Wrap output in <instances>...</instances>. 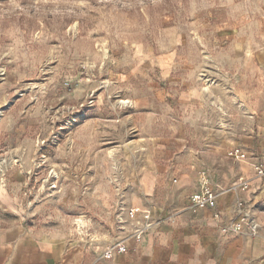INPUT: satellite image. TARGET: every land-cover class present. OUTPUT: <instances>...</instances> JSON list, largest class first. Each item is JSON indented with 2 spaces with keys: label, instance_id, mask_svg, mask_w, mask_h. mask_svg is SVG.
<instances>
[{
  "label": "rangeland",
  "instance_id": "1",
  "mask_svg": "<svg viewBox=\"0 0 264 264\" xmlns=\"http://www.w3.org/2000/svg\"><path fill=\"white\" fill-rule=\"evenodd\" d=\"M0 109V199L12 197L30 217L20 207L23 172L46 141L50 163L71 169L66 193L75 183L88 190L97 169L110 173L113 195L106 208L50 197L33 220L55 219L60 205L91 220L77 234L83 244L109 246L123 237V208L131 207L124 198L147 161L197 164L188 205L203 174L216 192L241 186L243 161L229 155L232 147L249 152L257 175L264 0H0ZM166 193L156 192L155 220L166 212L157 204ZM256 209L264 213L263 204ZM68 227L77 232L73 220Z\"/></svg>",
  "mask_w": 264,
  "mask_h": 264
},
{
  "label": "crops",
  "instance_id": "2",
  "mask_svg": "<svg viewBox=\"0 0 264 264\" xmlns=\"http://www.w3.org/2000/svg\"><path fill=\"white\" fill-rule=\"evenodd\" d=\"M167 62L163 59L160 63L167 66ZM258 135L262 137L261 133ZM196 166L182 158L176 167L159 165L155 160L145 162L138 184L132 185L133 191L124 199L131 207L153 208L156 192L163 188L168 193L157 204L166 212L143 240L127 239V253L114 251L110 259L103 253L111 245L100 248L97 244L92 248L68 227L81 215L64 214L59 205L56 218L41 225L33 220L31 212L44 203L28 212L27 218L25 212L19 214L15 199H0V209L6 212L0 214V264H264V213L256 209L257 205H264V177L257 176L250 164L243 161L236 177L241 186L233 190H223L221 186L213 205L197 210L186 201L189 191L197 188ZM31 169L30 163L24 171ZM90 177L88 190H84L83 183H75L67 193L66 187L61 188L56 201L69 207H108L106 203L113 195L110 173L95 169ZM173 191L179 193L178 197H173ZM239 201H244L260 222L258 237L247 232H223L224 225L238 217ZM153 213L157 219L155 210ZM55 221L57 224H49Z\"/></svg>",
  "mask_w": 264,
  "mask_h": 264
},
{
  "label": "built area",
  "instance_id": "3",
  "mask_svg": "<svg viewBox=\"0 0 264 264\" xmlns=\"http://www.w3.org/2000/svg\"><path fill=\"white\" fill-rule=\"evenodd\" d=\"M48 146L49 144L46 141L39 143L37 158L39 159L40 157L42 161L36 163L37 158H35L32 163L33 168L24 173L27 180L24 191L25 203H22V206L25 207L29 213L36 205L45 201V199L58 196L63 183L67 179L66 170H71L66 166L50 163L51 157L46 153V148ZM229 155L241 161H245L250 157L249 152L241 147H232ZM257 160H259L258 164L255 166L257 176L264 177V158L259 157ZM76 170L78 171V175L82 176V181H85L88 177L87 173L83 172L82 168H77ZM243 185L247 187V184L245 185V183H243ZM216 196L217 192L212 187V184H210L208 180L203 179L198 193L190 197L189 207L197 210L210 208ZM122 205L125 206L124 203H122ZM237 209L238 217L230 224L224 225L222 228L223 232L227 234H241L247 232L252 237H258L261 232V224L252 213L251 209L244 201H239L237 203ZM123 210L127 212L128 216V221L126 222L122 219V226H119L121 227L123 237L115 240L108 250L103 253L107 259L113 257L114 251L119 254L127 253L129 250L127 245H125L127 239L134 238V240L140 242L157 224L152 208L140 209L129 207L128 209L123 208ZM90 221L91 220L84 215L74 220L78 235H82V233L85 232V229L89 227Z\"/></svg>",
  "mask_w": 264,
  "mask_h": 264
},
{
  "label": "bare ground",
  "instance_id": "4",
  "mask_svg": "<svg viewBox=\"0 0 264 264\" xmlns=\"http://www.w3.org/2000/svg\"><path fill=\"white\" fill-rule=\"evenodd\" d=\"M128 102V101H127ZM1 113H2V109H0V121H1ZM202 179H204V180H206V177H205V175L203 174L202 175V177H201ZM246 185V184H245ZM135 208H139V207H135ZM145 208H147V207H145ZM145 208H140V209H145ZM97 244H99L100 245V248H102L103 246H105L104 245V243L103 242H97Z\"/></svg>",
  "mask_w": 264,
  "mask_h": 264
}]
</instances>
